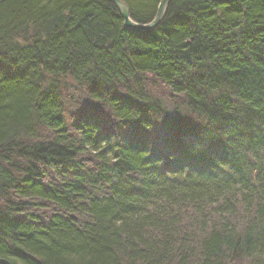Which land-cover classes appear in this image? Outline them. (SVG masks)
I'll list each match as a JSON object with an SVG mask.
<instances>
[{"label": "trees", "instance_id": "1", "mask_svg": "<svg viewBox=\"0 0 264 264\" xmlns=\"http://www.w3.org/2000/svg\"><path fill=\"white\" fill-rule=\"evenodd\" d=\"M0 264H264V0L0 3Z\"/></svg>", "mask_w": 264, "mask_h": 264}, {"label": "water", "instance_id": "2", "mask_svg": "<svg viewBox=\"0 0 264 264\" xmlns=\"http://www.w3.org/2000/svg\"><path fill=\"white\" fill-rule=\"evenodd\" d=\"M4 1H7V0H0V3ZM108 1L114 3L117 6L124 20V24L126 27L133 28V29L140 30V31H147V30H150L156 27L161 22V20L164 17L166 9L172 0H161L157 8V13L155 15V18L151 22L145 23V24L136 22L131 18L130 9L123 0H108ZM214 1L226 2V1H231V0H214Z\"/></svg>", "mask_w": 264, "mask_h": 264}, {"label": "rangeland", "instance_id": "3", "mask_svg": "<svg viewBox=\"0 0 264 264\" xmlns=\"http://www.w3.org/2000/svg\"><path fill=\"white\" fill-rule=\"evenodd\" d=\"M160 4V3H159ZM159 6V5H158Z\"/></svg>", "mask_w": 264, "mask_h": 264}]
</instances>
